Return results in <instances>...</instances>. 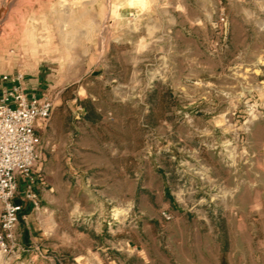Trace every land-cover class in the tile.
I'll return each instance as SVG.
<instances>
[{
  "label": "rangeland",
  "instance_id": "374dc122",
  "mask_svg": "<svg viewBox=\"0 0 264 264\" xmlns=\"http://www.w3.org/2000/svg\"><path fill=\"white\" fill-rule=\"evenodd\" d=\"M3 74L52 103L39 209L14 244L62 264L88 248L106 264H264V0H0Z\"/></svg>",
  "mask_w": 264,
  "mask_h": 264
},
{
  "label": "built area",
  "instance_id": "2783aa9c",
  "mask_svg": "<svg viewBox=\"0 0 264 264\" xmlns=\"http://www.w3.org/2000/svg\"><path fill=\"white\" fill-rule=\"evenodd\" d=\"M22 80L21 75L0 76V258L13 250L14 230L24 210L39 208L37 129L52 108L46 96L26 92Z\"/></svg>",
  "mask_w": 264,
  "mask_h": 264
},
{
  "label": "crops",
  "instance_id": "0c3cea01",
  "mask_svg": "<svg viewBox=\"0 0 264 264\" xmlns=\"http://www.w3.org/2000/svg\"><path fill=\"white\" fill-rule=\"evenodd\" d=\"M37 48H36L35 51L30 52L31 54H34V57H36V58L39 56V52H37V50H38ZM25 52L27 53V50ZM50 52H52V51H50ZM44 56L48 57V53L44 52L42 57H44ZM31 57H33V56L31 55ZM27 91H28V93H34L35 94V92H33L32 90H27ZM88 135L94 136V138L97 139V134L95 132H93V131L88 133ZM67 139L68 140L70 139V145H68V149H67L66 155H71L69 148H71V145H75L76 144V142H74V141H76L78 139V135H76V134H72L71 135V133H70V134H68ZM52 143H53V141H52ZM64 149L62 147H60L59 144H54L53 143L51 148H49L48 153L51 156H60L62 154V152L64 151ZM87 149H89L90 152L97 151V149L93 148L91 145L88 146ZM73 150L74 151L76 150L75 147H73ZM39 151H40V149H39ZM40 156H41V151H40ZM56 165H57L56 166V170L59 171L61 169L62 165L60 163H57ZM66 165H68L67 167H70V169L73 168V166H74L69 161H67ZM99 167H102V166H99ZM50 190H52V192L54 190V192L57 194L58 193V184L57 183L51 184ZM50 199H51L50 201L57 200L56 203H60V200H61V199H57V198L55 199L54 195H52L50 197ZM93 200L96 203H98V204H100V202L102 201V200H100V197L99 198H97V197L95 198L94 197ZM37 210H35V211H37ZM53 215H54L53 218H55V219H59L60 218L58 210L56 212H54ZM67 215H68L69 219L75 218L76 211L73 210L72 212L67 213ZM98 215H100V213H98ZM32 216L33 215L31 213H29V214H26L25 216L19 218L17 226L15 227V230H14V232H15L14 233V240L18 239L20 241L21 240L20 237H22V236L24 238H26V237L31 238V233H32L31 231L32 230L30 228L29 221L32 220ZM98 217H100V216H98ZM20 226H22V229H20ZM29 247L30 246H26L24 244L22 245V244L17 242V244H14L13 250L8 255L9 258L0 260V264H27V260L26 259L13 260V259H10V257H11V254L12 253L14 254L15 252L21 254V252H29V251L34 253V255H32V257H34V260H33V263H31V264H62L60 261H57V259L54 260L53 258H51L49 256H47V257L43 256L42 253H40V250H38L36 247H35V250H31V249H29ZM90 252H91V250L88 248L86 250V254L71 257V260H70L69 264H106L101 259L100 255H98V257H96L95 260H91L90 257H89ZM5 257H7V256H5ZM44 257L46 258L45 260L43 259ZM37 258H39V259H37Z\"/></svg>",
  "mask_w": 264,
  "mask_h": 264
}]
</instances>
